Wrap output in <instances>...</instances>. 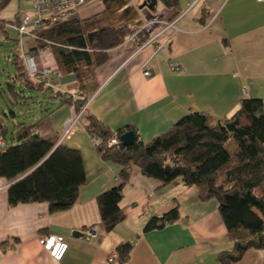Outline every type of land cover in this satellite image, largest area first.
Instances as JSON below:
<instances>
[{"label": "crops", "instance_id": "obj_1", "mask_svg": "<svg viewBox=\"0 0 264 264\" xmlns=\"http://www.w3.org/2000/svg\"><path fill=\"white\" fill-rule=\"evenodd\" d=\"M115 1L85 0L74 14L82 19L108 15L106 8ZM189 3L176 18L174 28L160 37L162 48L155 44L139 48L137 40L130 37L109 51V60L97 69L100 87L87 105L89 113L112 130L132 125L141 139L149 142L191 111L223 119L245 98L264 100V1ZM140 6L131 7L124 20L134 24L144 19L145 9ZM20 9L17 14L25 10ZM163 12L149 13L154 25L144 32L147 39L165 27ZM144 26L145 22L141 28ZM7 29L17 40L15 29ZM36 45L30 42V50ZM25 51V59L19 58L20 66L37 86L34 76L40 67L55 62L49 48L34 51L30 59L27 48ZM172 62L179 65L178 70L171 69ZM144 64L152 70L151 76L144 75ZM51 85L80 93L72 76L52 78ZM73 116L74 107L64 105L40 121V133L81 151L87 181L78 202L55 214L46 202L11 206L6 187L10 182L0 178V264H220L219 254L231 250L233 242L219 202L215 197L204 199L200 187L187 186L181 178L163 186L134 166L121 203L126 218L114 231L104 230L97 197L119 182L121 166L101 157L86 128L78 127L63 138L65 121ZM227 146L231 152L237 149L232 140ZM176 204L180 209L177 221L163 229L144 231L152 216H161ZM94 227L99 232L89 240L86 231ZM47 233L62 235L69 243L62 260H55L40 243V236ZM124 242L133 246L129 259L109 262V256ZM237 264H264V251L249 249Z\"/></svg>", "mask_w": 264, "mask_h": 264}, {"label": "trees", "instance_id": "obj_2", "mask_svg": "<svg viewBox=\"0 0 264 264\" xmlns=\"http://www.w3.org/2000/svg\"><path fill=\"white\" fill-rule=\"evenodd\" d=\"M11 1L0 0V14ZM158 1L166 8L167 21L182 13L177 10L180 0ZM120 8L115 1L106 8L108 15L101 13L84 19L72 11L68 19L47 20L44 26L32 30L37 45L27 53L49 48L61 76H72L78 83V95L46 81L35 86L22 72L19 58H14L20 72L6 81V88L0 84V178L10 182L9 204L46 202L51 214L64 212L78 202L80 189L87 181L81 151L43 137L40 121L26 120L22 106L41 96L48 100L50 115L64 105L73 106L75 114L86 122L97 152L104 160L121 166L119 182L97 197L106 232L114 231L126 218L121 203L132 168L137 166L163 186L181 178L187 186L200 187L204 199L218 200L233 242L231 250L219 254L220 264H237L249 249L264 251L263 99L245 98L231 116L223 119L191 111L149 142L141 139L134 126L112 130L87 111L90 99L100 87L97 69L109 60V51L134 35L140 43L147 40L142 28L124 20L129 17L130 8L127 15H120ZM20 15L16 13L11 23L19 24ZM8 24L0 17L1 38H10ZM15 105L21 108L16 111ZM132 130L135 142L126 146L120 137ZM113 140L117 142L112 143ZM231 140L236 144L235 152L227 146ZM179 218L176 204L163 215L152 216L144 231L163 229ZM132 248L130 242L117 247L120 263L129 259Z\"/></svg>", "mask_w": 264, "mask_h": 264}, {"label": "built area", "instance_id": "obj_3", "mask_svg": "<svg viewBox=\"0 0 264 264\" xmlns=\"http://www.w3.org/2000/svg\"><path fill=\"white\" fill-rule=\"evenodd\" d=\"M264 1V0H258ZM85 2V0H32V9L34 13L26 12L21 13L19 24H14L13 28L17 33V41L19 42V47L17 49L19 58L25 59V37L32 36V30L36 27L44 26L47 20L58 21L63 19H68L71 12H75L76 9ZM178 19V17H177ZM177 19L172 21H167L165 27L161 30L154 32L145 42L140 43L136 38V35L132 36L133 39L137 40V45L139 48H143L148 45H156V48H162L163 43L160 42V37L166 31L173 29ZM163 23V20H161ZM154 25V22L149 21L145 24V30L150 29ZM9 27V24H8ZM142 29V30H143ZM34 37V36H32ZM35 38V37H34ZM143 73L145 76H151L153 74L152 70L148 65L144 64ZM172 70H178L179 65L175 62L171 63ZM55 77H61L58 66L53 65H43L40 67L37 76H34L38 84L42 81H46L51 84V79ZM81 126L80 115H76L68 118L64 124V134L63 138L67 137L73 129ZM117 140H113L112 143H116ZM7 185L6 187H8ZM99 232L97 228H89L86 231L88 239L95 237ZM40 243L43 245L45 250H47L50 255L57 261L63 259L65 254L69 249V243L66 238L62 235H57L54 233L43 234L39 238ZM119 252L116 250L109 256V262L119 263Z\"/></svg>", "mask_w": 264, "mask_h": 264}, {"label": "rangeland", "instance_id": "obj_4", "mask_svg": "<svg viewBox=\"0 0 264 264\" xmlns=\"http://www.w3.org/2000/svg\"><path fill=\"white\" fill-rule=\"evenodd\" d=\"M105 3L108 2V0H103ZM190 0H180V4L177 8V10L181 13L188 9L190 6L189 3ZM110 2V0H109ZM108 2V3H109ZM144 2V0H116V4L120 5V15H127V10L129 8L134 7L135 9L139 8V6ZM201 3L199 4V6ZM32 0H13L10 2V4L1 12L0 17L6 21H9V28L14 29L13 21L16 17L17 11L21 10L20 7H22L24 10V13L30 12L34 13L32 7ZM199 6H197L191 13L193 14L199 9ZM191 9V8H190ZM189 9V10H190ZM166 10L164 7V4L162 1H158L156 10L154 11L155 14H161L159 12ZM145 9V16L141 20H136L133 27H139L141 28L143 23H148L151 17V13ZM97 14H94L92 16H95ZM72 14L70 15V17ZM90 16V17H92ZM69 18V17H68ZM88 18V17H87ZM162 19L166 20L162 17ZM141 22V23H140ZM143 32H146L145 29L142 30ZM10 38H1L0 37V84L6 88V81L11 79L10 77H15L18 75L20 70L14 65V58L18 57L17 49L19 47V42L15 39L14 32L9 31ZM30 42H36L35 38L32 36H26L25 37V48H27L28 51H30L29 43ZM28 59L32 58L30 56V53L27 54ZM24 71V68L22 72ZM31 94V93H30ZM33 96L36 95V92L32 93ZM6 96V95H5ZM23 101V100H22ZM21 101V102H22ZM47 99L43 97L35 98V102L32 99H29V104H24L22 108L24 109L25 116L27 117L26 120L29 123H37V121H42L50 116L49 111L47 108L50 106L49 103H47ZM4 105V102H3ZM5 106V105H4ZM21 108V106H19ZM19 107L17 108V105L14 106L15 110H19Z\"/></svg>", "mask_w": 264, "mask_h": 264}, {"label": "water", "instance_id": "obj_5", "mask_svg": "<svg viewBox=\"0 0 264 264\" xmlns=\"http://www.w3.org/2000/svg\"><path fill=\"white\" fill-rule=\"evenodd\" d=\"M157 4H158V0H144V2L140 6V9H146L147 11L152 13L156 10ZM135 138H136L135 132L132 130L124 133L120 137V141L124 145L129 146L135 142ZM75 235H79V234L75 233Z\"/></svg>", "mask_w": 264, "mask_h": 264}, {"label": "bare ground", "instance_id": "obj_6", "mask_svg": "<svg viewBox=\"0 0 264 264\" xmlns=\"http://www.w3.org/2000/svg\"><path fill=\"white\" fill-rule=\"evenodd\" d=\"M163 17H164V12H163ZM176 18H177V17H176ZM176 18H175V19H176ZM175 19H173V20H175ZM80 127H81V128H86L85 125L82 124V123H81V126H80ZM77 128H78V127H77ZM73 130H75V129H73ZM73 130H72V131H73ZM72 131H71V132H72Z\"/></svg>", "mask_w": 264, "mask_h": 264}]
</instances>
